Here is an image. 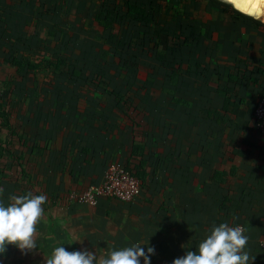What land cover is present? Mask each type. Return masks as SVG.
<instances>
[{
	"label": "rangeland",
	"instance_id": "rangeland-1",
	"mask_svg": "<svg viewBox=\"0 0 264 264\" xmlns=\"http://www.w3.org/2000/svg\"><path fill=\"white\" fill-rule=\"evenodd\" d=\"M1 2L0 105L10 114L11 124L9 130L2 127L0 120V147L3 149L0 176H6L0 178V201L5 203L13 194L31 192L46 196L44 189L36 190L42 185H37L30 173V149L36 150V140L41 141L44 129L32 128L31 123L36 111H44L47 104L50 107L56 104L61 98L58 94L106 87L134 95L144 94L138 98V103L129 98L134 105L152 110L158 103L157 90L166 87L165 84L170 86L171 71L182 75L177 78L178 89L187 93L197 87V75H206L212 66L221 68L212 62L225 55V51L229 52V43V59L224 57L226 62L221 64L224 68L231 72L242 66L246 71L264 68V23L238 12L239 16L235 17L236 11L220 0H5L4 7ZM127 4L144 8V17L141 20L126 18ZM107 16H111V20ZM105 22L109 26H104ZM217 25L221 27L214 29V33L211 29ZM219 29L229 34L232 31L236 40L220 34ZM104 52L109 54L106 58ZM41 58L65 59L72 65L70 70L74 67L81 70L80 77L47 67L36 72L19 71L8 63L13 59L34 62ZM192 79H195L194 87L190 85ZM184 95L194 105L204 106L200 98L195 100ZM198 132L203 142L205 138L200 132L206 131L199 127ZM156 133L151 129L146 138L151 142ZM20 155H24L21 160ZM104 201L113 203L106 208L100 203L95 207L78 204L70 208L74 211L73 218H79L87 227L74 228L65 227L63 210H52V203L46 197L42 217L35 226L37 247L21 251L15 244H9L0 255V264H46L52 249L63 244L68 251L87 250L100 255H105L108 248L131 245L134 240L123 233L120 225L113 229L107 224L101 236L94 234L95 223H107L105 219L122 216L135 222L140 220L136 206L115 199ZM147 208L137 209L145 213L148 225L156 226L155 230L150 228L149 235V244L155 249L151 264H171L186 250H195L210 227L200 230L203 226L189 223L170 204L159 205V209L155 205ZM177 218L181 219V224L177 223ZM199 220L208 219L199 213ZM135 227L136 224L133 229ZM62 231L68 236H63ZM249 235L245 250L250 264L261 257L253 244V235ZM261 239L257 242L259 245ZM160 252L163 254L159 255Z\"/></svg>",
	"mask_w": 264,
	"mask_h": 264
},
{
	"label": "crops",
	"instance_id": "crops-1",
	"mask_svg": "<svg viewBox=\"0 0 264 264\" xmlns=\"http://www.w3.org/2000/svg\"><path fill=\"white\" fill-rule=\"evenodd\" d=\"M1 1L4 7L5 0ZM219 31L236 40L232 31ZM227 48L228 53L224 50L225 55L212 62L221 68L212 66L206 75H197V87L195 79L190 80L194 88L187 93L178 89L177 80L171 85L168 77L170 86L165 84L157 90L158 103L152 110L140 108L130 99L138 103L144 94L86 88L58 94L61 98L55 105L47 104L44 111L34 113L32 128L44 129L41 141L45 144L38 145L41 141L37 139L36 150L30 149L31 177L42 185L36 190L44 189L52 210H63L65 227L87 228L79 218H73L70 208L78 204L68 203L67 195L100 184L112 162L133 168L140 157H134L132 149L139 145L146 160L145 184L135 202L122 203L141 210L170 204L189 223L203 226L202 231L213 222L241 225L248 239L253 235L261 257L253 261L264 262L257 243L264 237V134L257 130L254 120L256 104L264 92V68L246 71L242 66L231 72L221 65L229 59L231 43ZM113 91H120L130 104L118 102ZM184 94L200 98L204 106L194 105ZM199 127L207 133L200 132L203 142ZM151 129L157 133L150 142L146 137ZM217 173L220 181L213 178ZM104 200L114 199H100L106 208L113 202ZM137 208L140 220L122 216L105 219L107 223H95L94 234L101 236L107 224L113 229L120 225L134 243L150 242V228L155 230L156 226L148 225L145 213ZM199 213L208 220L200 221Z\"/></svg>",
	"mask_w": 264,
	"mask_h": 264
},
{
	"label": "clouds",
	"instance_id": "clouds-1",
	"mask_svg": "<svg viewBox=\"0 0 264 264\" xmlns=\"http://www.w3.org/2000/svg\"><path fill=\"white\" fill-rule=\"evenodd\" d=\"M225 3L239 14L264 23V0H225ZM45 201L43 193L31 192L13 194L8 203L0 201V255L9 244H15L21 251L37 247L35 226L42 217ZM247 241L248 236L240 225L213 222L195 250H186L171 264H249V254L245 250ZM63 245L52 249L46 264H141V258L142 264H151L155 251L149 241L118 249L108 248L105 255L87 250L68 251Z\"/></svg>",
	"mask_w": 264,
	"mask_h": 264
},
{
	"label": "built area",
	"instance_id": "built-area-1",
	"mask_svg": "<svg viewBox=\"0 0 264 264\" xmlns=\"http://www.w3.org/2000/svg\"><path fill=\"white\" fill-rule=\"evenodd\" d=\"M254 120L257 130L264 134V92L256 104ZM141 194V183L133 173L122 163L112 162L108 165L100 184H92L83 192H70L67 195V202L95 207L101 198H111L124 203H133ZM241 227L244 229L243 226ZM260 247L264 254V237L260 241Z\"/></svg>",
	"mask_w": 264,
	"mask_h": 264
},
{
	"label": "trees",
	"instance_id": "trees-1",
	"mask_svg": "<svg viewBox=\"0 0 264 264\" xmlns=\"http://www.w3.org/2000/svg\"><path fill=\"white\" fill-rule=\"evenodd\" d=\"M145 9L141 8L139 6L136 5H130L127 4V8L125 10V17L131 20H138V19H142L145 15ZM235 17L239 16V14L236 12V14L234 15ZM108 17V16H107ZM111 17V16H110ZM108 17L109 20H111V18ZM253 20V19H252ZM104 26H109V24H107L106 22L104 23ZM194 43L196 42V40L193 41ZM109 55L108 52H104V56L106 58V56ZM126 61V60H125ZM128 62V61H126ZM10 64H12V66L16 67L19 71H21L22 69L26 70V71H41V70H45L46 67L47 69H51V70H55V71H69L71 77H80V71L77 68H73L72 70H70L71 68V64L66 61L65 59L62 58H58L56 60L53 61H48L45 58H41L38 59L34 62H31L29 59H13L9 62ZM49 63V64H48ZM177 76H178V72L176 71H171V73L169 74V80L171 85L176 84V80H177ZM82 77V76H81ZM105 89H108L105 87ZM111 94H113L118 102H123L124 104H130L128 102V100H124V97L122 95V93L119 91H113L111 92ZM10 114H8V112L2 110V106L0 105V120H1V125L4 128H7L9 130H11V124H10ZM132 155L134 157H140L139 161L137 160V162H135L133 168H127L129 171H131L133 173V175L140 181L141 186L143 187L145 184V179H146V173H145V166H146V160H144L142 158L143 156V147L136 145L133 146L132 149ZM3 156V149L2 147H0V157ZM24 155H20V160L23 158ZM1 173V171H0ZM0 178H6L5 175L0 176ZM215 180H221V175L220 174H215L213 177ZM261 248V247H260ZM263 252V251H262ZM252 264H264V262H260V261H253Z\"/></svg>",
	"mask_w": 264,
	"mask_h": 264
},
{
	"label": "bare ground",
	"instance_id": "bare-ground-1",
	"mask_svg": "<svg viewBox=\"0 0 264 264\" xmlns=\"http://www.w3.org/2000/svg\"><path fill=\"white\" fill-rule=\"evenodd\" d=\"M220 1H223V2H225V0H220ZM223 2H222V3H223Z\"/></svg>",
	"mask_w": 264,
	"mask_h": 264
}]
</instances>
